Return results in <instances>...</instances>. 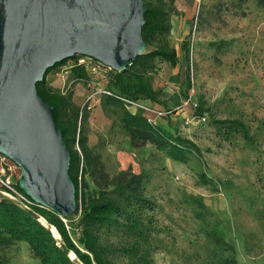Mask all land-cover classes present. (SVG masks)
Masks as SVG:
<instances>
[{"label": "rangeland", "instance_id": "rangeland-1", "mask_svg": "<svg viewBox=\"0 0 264 264\" xmlns=\"http://www.w3.org/2000/svg\"><path fill=\"white\" fill-rule=\"evenodd\" d=\"M146 1L162 2L170 11L165 40L176 49L178 65L157 60L148 75L165 106L138 104L155 111L146 113L157 126L196 142L203 158L193 154L181 165L150 144L134 146L120 128V106L108 99L111 72L103 64L92 61L86 81L72 73L74 60L51 71L47 85L71 97L80 118L87 114L84 126L99 144L103 171L110 179L125 172L128 182L134 174L143 177L141 194L149 202L124 199L116 222L101 230V241L113 247L116 264H219L224 252L207 237L217 228L235 247L238 264H264V9L257 0ZM202 98L209 112L199 119ZM213 119L244 120L256 142L240 135L226 140ZM88 181L89 194H98ZM199 212L204 220L196 218ZM79 219H72L75 239ZM10 250L1 252L5 261L17 256Z\"/></svg>", "mask_w": 264, "mask_h": 264}, {"label": "trees", "instance_id": "trees-1", "mask_svg": "<svg viewBox=\"0 0 264 264\" xmlns=\"http://www.w3.org/2000/svg\"><path fill=\"white\" fill-rule=\"evenodd\" d=\"M257 1L264 9V0ZM144 3L147 9L145 14L147 23L143 28V37L148 49L132 66L122 72H116L103 65L111 72L108 99L120 106L122 110L120 128L125 131L134 146L150 144L172 162L186 165L193 154L203 158L200 146L191 139L174 135L157 126L144 111L133 113L124 101L125 99L135 103L146 102L152 108L165 106L161 99L162 93L155 90L148 75L156 68L157 60H162L174 68L178 65L176 49L165 40L172 29L170 11L162 2L152 4L144 0ZM184 51L186 58L189 59V51L185 47ZM79 57L58 64L47 72L43 82L37 84L39 95L54 107L56 125L61 129L71 154L69 174L76 186L78 203L74 215H80L76 227L78 239L73 237L72 232L74 215L63 219L57 213L37 204L26 210L7 198H0V264H6L1 252L11 249L17 242L27 243L33 258L39 260L40 264H116L113 260V247L101 241V230L116 222V216L123 211L124 199L149 202L141 194L143 180L141 175L134 174L128 182L125 179V172H120L117 177L110 179L109 174L103 171L101 153L97 152V146H91L90 133L86 132L84 126L87 114L82 113L80 118L71 97L55 92L47 85V76L51 71ZM71 71L78 80L86 81L89 78L88 70L83 66H75ZM207 104L203 98L200 100L195 113L199 119L209 112ZM212 123L225 131L226 140L233 135H240L246 142L252 144L256 142L244 120L213 119ZM200 178L205 184L209 182L204 174L200 175ZM88 179L99 188L98 194H89ZM16 182L20 190L18 181ZM110 187H113L111 191ZM195 202L202 210L206 209L203 202ZM196 218L204 220L205 214L199 212ZM41 219L47 225L43 224ZM51 228L56 229L59 239L54 236ZM207 237L224 252L219 264H238L235 247L221 236L217 228L209 231ZM71 253L76 259H72Z\"/></svg>", "mask_w": 264, "mask_h": 264}, {"label": "water", "instance_id": "water-1", "mask_svg": "<svg viewBox=\"0 0 264 264\" xmlns=\"http://www.w3.org/2000/svg\"><path fill=\"white\" fill-rule=\"evenodd\" d=\"M146 10L144 0H0V155L20 168V190L63 219L78 208L71 154L37 84L76 56L132 66L148 49Z\"/></svg>", "mask_w": 264, "mask_h": 264}, {"label": "built area", "instance_id": "built-area-1", "mask_svg": "<svg viewBox=\"0 0 264 264\" xmlns=\"http://www.w3.org/2000/svg\"><path fill=\"white\" fill-rule=\"evenodd\" d=\"M92 61L94 60L89 57L80 56L77 60L74 61V64L71 68L75 66H83L87 70L90 67H92V69H95L92 64ZM68 72L69 69H66L65 74H68ZM108 94L110 93L108 92ZM124 101L128 104L129 107L134 106L144 112H155L153 109L145 107L141 104L130 102L125 99ZM0 162V196L11 200L23 209L30 210L32 205H35L36 203H34L31 198H29L23 191L19 190L16 186L17 182L15 180V173L17 170H20V168L14 162H12L10 159L3 155H0Z\"/></svg>", "mask_w": 264, "mask_h": 264}, {"label": "crops", "instance_id": "crops-1", "mask_svg": "<svg viewBox=\"0 0 264 264\" xmlns=\"http://www.w3.org/2000/svg\"><path fill=\"white\" fill-rule=\"evenodd\" d=\"M91 138V134H90ZM93 139H91V146H95ZM99 145V144H98ZM97 145V146H98ZM1 168V162H0ZM12 252H16V257L9 259L6 261V264H40L39 260L33 258L30 252V246L25 242H17L11 250Z\"/></svg>", "mask_w": 264, "mask_h": 264}, {"label": "bare ground", "instance_id": "bare-ground-1", "mask_svg": "<svg viewBox=\"0 0 264 264\" xmlns=\"http://www.w3.org/2000/svg\"><path fill=\"white\" fill-rule=\"evenodd\" d=\"M41 221H42L43 224L47 225L46 222H45L43 219H41ZM53 231H54V235H55V237H56L57 239H59L60 236L58 235V233H57V231H56L55 228H53ZM70 256L72 257V259H76V258H75V255H74L73 253H71Z\"/></svg>", "mask_w": 264, "mask_h": 264}]
</instances>
